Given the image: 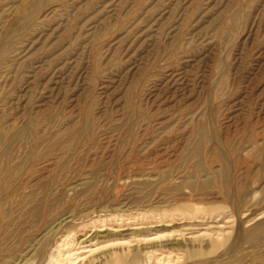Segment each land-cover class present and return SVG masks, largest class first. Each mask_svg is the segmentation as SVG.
<instances>
[{
	"label": "rangeland",
	"instance_id": "1",
	"mask_svg": "<svg viewBox=\"0 0 264 264\" xmlns=\"http://www.w3.org/2000/svg\"><path fill=\"white\" fill-rule=\"evenodd\" d=\"M0 264H264V0H0Z\"/></svg>",
	"mask_w": 264,
	"mask_h": 264
}]
</instances>
